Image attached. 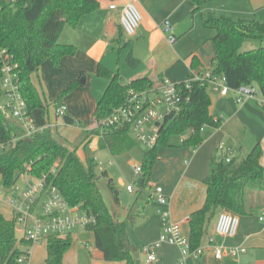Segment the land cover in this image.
Returning <instances> with one entry per match:
<instances>
[{
  "label": "trees",
  "instance_id": "trees-1",
  "mask_svg": "<svg viewBox=\"0 0 264 264\" xmlns=\"http://www.w3.org/2000/svg\"><path fill=\"white\" fill-rule=\"evenodd\" d=\"M98 6L97 0H0V48L5 50L7 62L17 77L20 94L30 113L43 107L32 76L46 61L58 67L64 57L75 55L76 48L60 44L59 35L66 25L75 27L83 16ZM204 26L215 31L212 39L214 68L211 72L225 77L232 89L254 84L264 96V21L235 20L210 14L204 20ZM246 42L259 45L256 49L243 51ZM126 62L132 69L138 65L130 53ZM97 76L105 78L108 84L93 112L89 135L102 136L111 156L117 157L134 146L128 125L106 127L103 122L124 104L130 90L142 92L155 84L148 76L125 83L118 72L102 65L98 66ZM1 78L0 65V82ZM78 86V79L70 82L59 93L57 101ZM2 97L0 86V147L3 146L0 148V186L11 189L26 174L34 179L45 177L48 183L58 188L70 206L78 207L94 219L87 230L93 233L95 247L106 262L137 264L126 236V221H119L110 213L98 186L99 180L105 178L118 205V191L113 180L106 172H97L92 158L82 163L75 149L69 148L50 132L23 138L20 125L6 109L1 108ZM185 98L187 100L180 111L166 117L155 147L143 155V186L159 161L160 149L170 147L172 137L182 138L190 132L183 139L182 146L196 150L203 142V128L218 129L221 126V120L209 112L211 100L203 87L193 83ZM260 158L259 144L245 157L235 156L230 162H226L225 156L219 152L211 157L209 173L203 181L206 187L204 203L189 216L185 234L191 251L202 244L219 210L248 216L255 208L263 207L264 168L260 165ZM71 244L70 237H49L46 264H63V257ZM22 247L30 248L32 244L18 242L14 220L0 215V264H19L21 257H25L27 264L30 255Z\"/></svg>",
  "mask_w": 264,
  "mask_h": 264
},
{
  "label": "crops",
  "instance_id": "crops-1",
  "mask_svg": "<svg viewBox=\"0 0 264 264\" xmlns=\"http://www.w3.org/2000/svg\"><path fill=\"white\" fill-rule=\"evenodd\" d=\"M97 1L99 6L95 11L83 16L75 27L66 25L59 35L60 44L76 48L75 55L64 57L58 67L53 66L50 61H46L41 65L40 70L32 76L43 103L42 108L31 112L32 120L37 127L50 132L69 148L75 149L76 154L79 149L86 148L101 137L89 135L92 131L93 112L108 84L105 78L97 76L98 66L102 65L119 73L117 63L121 57L132 71H136L140 65L144 64V71L129 81H125L121 77L125 83H129L134 79L148 76L155 86L165 79L183 82L192 75L211 71L214 68L215 49L212 39L215 34L204 32L202 24L198 20V13L211 12L208 6L203 10L200 8L202 0ZM129 2L137 7L142 17L135 34L131 37L123 32L120 24L123 8ZM111 5H114L115 8L111 9ZM194 10L196 11L194 12ZM166 19L174 26L177 38L174 45L168 43L161 31V24ZM124 35L129 39L124 40ZM131 39H135V41L132 42ZM257 47L258 45L254 42H246L242 50L249 51ZM128 53L138 61L135 69L130 68L126 62ZM77 79L79 86L69 95L57 101L59 93L70 82ZM209 97L211 100L209 112L221 120V126L218 129L203 128V132L207 130L210 132L207 134V144L203 148H206V151L199 157L200 170H197V149L192 152L193 149L182 146L184 149L177 156L178 158L175 157V160L168 164L167 186H157L163 189L169 199L166 213L170 215L172 221L182 222L184 234L187 232L189 216L200 209L204 203L206 187L203 181L209 173V161L214 154L219 152L218 148L221 144L230 147L234 151L233 157L238 158L245 157L259 144L261 148L260 165L264 168V96L259 92L256 98L249 99L243 104L236 103V95L233 92L226 96L209 95ZM61 105L66 107V112L63 116H58L56 110ZM213 138L218 140L215 145H211ZM183 139L184 137L181 138V141ZM206 154L208 161H205ZM179 158L180 160L183 158L191 160L192 165L189 168L180 166L179 169H176ZM192 172L196 175L188 178L187 173ZM170 174L171 177H169ZM28 178L30 180L25 185L34 179ZM175 181L184 183L182 193L184 197L180 201H177L176 198L178 186L174 187L176 183H171ZM25 185L23 184L19 188H23ZM222 211L224 210H219L215 215L209 225L207 236L213 233L216 217ZM0 215L7 220L12 219L11 208L2 201H0ZM238 217L237 234L233 238L223 239L222 243L227 249H243L244 252H239L235 257L225 256L222 260H216L212 252L206 249L198 259L188 258L186 264H264V221H260L261 217L264 218V203L262 208H255L251 215ZM82 231L88 230L79 229L73 232L70 236L72 242H79L83 237L84 232ZM90 235L95 246L94 235L92 232ZM207 236L201 245L205 244ZM82 246L84 247V243ZM87 246L88 244L85 245V247ZM176 248L182 257V250L179 247ZM32 250L41 251L42 256L39 263L46 264V242L41 241L32 245L28 264H32L33 261ZM95 250L97 251L94 261L96 264H123L106 262L96 247ZM69 251L63 257V264H81L80 249L73 250L71 253ZM180 258L174 259L171 264H179Z\"/></svg>",
  "mask_w": 264,
  "mask_h": 264
},
{
  "label": "built area",
  "instance_id": "built-area-1",
  "mask_svg": "<svg viewBox=\"0 0 264 264\" xmlns=\"http://www.w3.org/2000/svg\"><path fill=\"white\" fill-rule=\"evenodd\" d=\"M110 8L114 9L115 6L111 5ZM141 20L137 7L131 2L125 4L120 24L127 36L131 37L135 34ZM161 31L170 45L176 43L174 26L168 19L162 22ZM0 65L2 72L0 86L3 93L1 108L6 109L9 116L20 125L23 138L43 133L45 130L37 127L31 118V113L20 94L17 77L11 72L12 67L8 64L5 50L2 48H0ZM193 83L203 87L208 95L226 96L233 92L237 104L256 98L259 91L254 84L232 89L228 86L225 77L215 75L211 71L192 75L183 82L165 79L142 92L130 90L124 104L115 109L103 125L106 127L128 125L129 135L132 134L147 151L151 150L157 143L159 131L165 124L166 117L180 111L187 100L185 93L191 89ZM56 111L58 116H63L66 107L61 105ZM218 150L225 156V161L230 162L234 151L225 144H221ZM134 172L136 175L142 173L141 167L134 166ZM52 173L54 174V171ZM23 176L30 177L27 174ZM11 189L6 190L0 186V201L11 208L15 233H20L21 241L34 245L41 241L47 242L51 236L66 239L76 230L87 229L94 222L91 216L78 207L70 206L58 188L48 183L45 177L33 179L23 188L12 191ZM127 191L131 193L133 188L128 186ZM152 195L160 204L167 202L168 197L161 187H156ZM159 215L162 218V233L159 240L155 244H147L141 248L147 264L157 261L155 251L161 244L176 246L182 250L179 264H186L190 257L198 259L206 249L212 252L216 260H222L225 256L235 257L239 252H244L243 249H227L222 243L223 239L233 238L237 234L239 228L237 215L227 211L220 212L216 217L213 233L207 236L204 245L193 251L190 250L182 222L172 221L168 213L159 212ZM260 221H264V218L261 217ZM25 250L30 255L29 248ZM18 263L25 264V257H21Z\"/></svg>",
  "mask_w": 264,
  "mask_h": 264
},
{
  "label": "rangeland",
  "instance_id": "rangeland-1",
  "mask_svg": "<svg viewBox=\"0 0 264 264\" xmlns=\"http://www.w3.org/2000/svg\"><path fill=\"white\" fill-rule=\"evenodd\" d=\"M207 6L210 7L211 12H205L202 14L198 13V20L202 24V30L206 33L215 34L214 30L209 29L203 25L204 19H206L210 14L225 16L231 19H249L259 22L264 21V0L200 1V8L202 10ZM127 39L129 38L124 35V40ZM131 41L133 42L135 41V39H131ZM256 44L259 45L258 43ZM144 67V64H142L137 68L136 71H132L126 66L122 57L117 63L119 73L125 81H129L132 77L142 73L144 71ZM208 132H210V130H207L206 132H203L202 130L201 135L204 141L202 142V145L199 146L196 150L198 153V171L200 170L199 167H201L199 163V157L201 156V154H203L204 151H206V148H203L205 144H207L206 138ZM188 136L189 132L186 133L184 138ZM130 138L134 142L133 148L122 152L117 157L111 156L106 148L102 136L98 141L93 142L86 148L79 149L77 151V156L82 163H86L87 158H92L95 162L97 172L99 174L106 172L108 178H111L113 180L118 191L119 204H115L111 192L107 187L105 178H101L98 182L102 198L108 210L116 219H118L119 221H126V236L132 253L134 255H138L137 264H147L145 261V256L141 253V248L142 246L147 244H155L159 240L160 234L162 232V218L159 215V212L166 213L168 211L166 207L169 205L168 198L165 204H160L158 203L157 198L152 194L154 193V189L158 185L162 187L167 186L166 180L169 170L168 164L172 163L173 160H175V157L179 156V154H181L180 152H182L184 148L181 145V137H172L170 139V147L162 148L161 152L159 153L160 161L151 173L148 182L145 184V186H143L142 183L144 176L142 173L136 175L134 172V166H142L143 155L145 152H147V149L142 147L134 139L132 134H130ZM217 141V138H213L211 140V145H215ZM193 151L194 150H192V152ZM205 161H208L207 154ZM178 162L179 163H177L178 166H176V169H179L180 166H187L189 168L192 165V161H189V159L187 158H183V160H180L179 158ZM194 175L196 174L192 172L187 173L186 176H188L189 178ZM169 177H171V174ZM29 180L30 179L28 177H20L15 187H13L11 191L21 187L23 184L25 185V183ZM171 183H176L174 187H176V185L178 186L176 194L177 201L182 200V198L184 197V195L182 194L184 191V183H179V181ZM128 186H131L133 188V192L130 193L127 191ZM82 232H84L83 237L79 240V242H72V247L69 252L71 253L73 252V250L80 249V254H82L81 264H96V262L94 261L96 260L95 254L97 253V251L95 250L93 241L90 239V232ZM16 237L21 241L20 233L16 232ZM82 243H84V247L87 244L88 246L84 248L82 246ZM22 249H25V247H22ZM30 250L31 247L29 248V251ZM155 254L157 256V261L152 264H171L173 263L174 259L181 257L179 250L175 246L167 244H161L156 249ZM41 256V251L32 250V264H41L39 263Z\"/></svg>",
  "mask_w": 264,
  "mask_h": 264
},
{
  "label": "water",
  "instance_id": "water-1",
  "mask_svg": "<svg viewBox=\"0 0 264 264\" xmlns=\"http://www.w3.org/2000/svg\"><path fill=\"white\" fill-rule=\"evenodd\" d=\"M135 258L137 259L138 258V255H135Z\"/></svg>",
  "mask_w": 264,
  "mask_h": 264
}]
</instances>
